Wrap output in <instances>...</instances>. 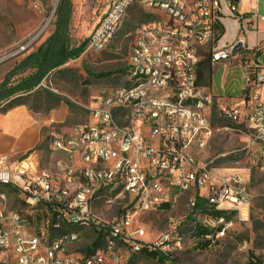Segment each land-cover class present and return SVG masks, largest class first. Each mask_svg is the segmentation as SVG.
I'll return each instance as SVG.
<instances>
[{"label":"built area","instance_id":"built-area-1","mask_svg":"<svg viewBox=\"0 0 264 264\" xmlns=\"http://www.w3.org/2000/svg\"><path fill=\"white\" fill-rule=\"evenodd\" d=\"M108 1L88 36L87 51H107L134 6L150 15L135 30L126 84L94 101L89 110L95 124L54 136L51 149L69 157L60 178L30 157L13 163L0 155V186L16 191L29 212L43 205L49 215L46 232L38 235L27 217L7 209L1 193L0 264H124L144 248L165 253L185 240L208 247L219 242L234 220L210 219L212 228L193 236L203 208L233 212L242 221L248 217L252 196L243 177L216 174L194 151L213 132L216 98L200 81L207 50L210 65L240 61L241 95L221 113L233 125L226 129L246 136V148L264 170V62L257 63L255 54L244 55L243 40L239 50L234 49L238 42L214 45L217 12L226 0ZM33 7L40 10L38 2ZM228 8L242 22L243 33L254 27L235 3ZM185 194L190 223L170 219L169 231L147 240L141 217L163 205L172 208ZM86 231L94 233L93 242L84 251L73 250Z\"/></svg>","mask_w":264,"mask_h":264},{"label":"rangeland","instance_id":"rangeland-1","mask_svg":"<svg viewBox=\"0 0 264 264\" xmlns=\"http://www.w3.org/2000/svg\"><path fill=\"white\" fill-rule=\"evenodd\" d=\"M38 2L40 10L33 7ZM63 4L69 10L67 18V46L74 49L82 46L90 33L97 26L102 15L109 6L108 0H0V83L8 77L9 84L15 85L33 71L14 72L16 67L54 33L59 22L58 9ZM258 12L264 14V0L258 2ZM150 19V15L142 8L134 6L130 9L113 45L104 52L87 51L86 47L77 58L52 70L41 83L30 92L16 94L0 104V112L16 107L18 102L25 103L33 112L40 113L47 122L41 131L40 157L37 161L40 169H47L52 160H67L54 154L51 142L55 135L68 136L71 129L79 124H95L90 117V108L94 101L108 95L118 87L126 84L128 56L133 43L136 28ZM43 33L26 48L17 54L18 48L33 38L41 29ZM87 46V45H86ZM208 51H204L206 59L201 63L200 81L208 85L210 64ZM211 73V92L222 98L226 104L232 102L236 95L231 92V76L227 69L213 66ZM225 85V90L222 86ZM13 98H15L13 100ZM221 104L216 102L212 111V134L205 139L204 145L195 147V154L201 164H208L219 175H241L252 199L245 221L236 214L232 216L234 225L229 233L211 247L200 248L194 241L185 240L181 248L165 251L171 261H159L146 254H133L124 264H248L250 253L260 258L264 264V170L256 162L255 156L246 148V136L226 127L233 128L221 113ZM52 114V115H51ZM55 133L53 135L52 133ZM29 153L22 154L21 160ZM64 163V164H65ZM7 196L8 210L26 212L28 205L22 201L16 191L0 186V194ZM189 195H182L172 208L167 205L148 212L141 217V225L145 229L146 239L154 241L160 234L169 231L170 219L183 220L189 224ZM3 205L0 204V208ZM34 220L38 235L46 232L49 215L39 212L29 217ZM195 220V219H193ZM209 224L208 222H200ZM246 242L243 247L240 238ZM95 235L91 231L84 232L83 239L73 247L75 251H84L93 242ZM162 253V252H161Z\"/></svg>","mask_w":264,"mask_h":264},{"label":"crops","instance_id":"crops-1","mask_svg":"<svg viewBox=\"0 0 264 264\" xmlns=\"http://www.w3.org/2000/svg\"><path fill=\"white\" fill-rule=\"evenodd\" d=\"M236 4L240 14L246 16L248 20H252L254 27L248 26L247 30L242 32V22L230 14L228 4L229 2ZM258 2L259 0H226L222 5V9L217 12V21L215 23V42L216 46H229L233 43L243 40L245 44L244 55L251 56L255 54L256 62H264V14L260 15L258 12ZM66 64V63H65ZM217 66L218 68L227 69V72L231 76V92L236 96L233 97L232 103H234L241 95L242 87L244 85V72L240 66V61L238 59H231L228 64L218 63L210 65V68ZM207 88L211 92V73L209 69V75L207 79ZM222 90H225V85L222 86ZM216 98V102H219L222 108L226 105L222 98L211 92ZM221 108V109H222ZM40 113L33 112L26 104L18 105L9 109L6 112H0V155L6 154L10 157L11 162H17L22 154L29 153L26 157H30L36 166L39 168L37 163L40 157V141H41V131L45 127L47 122H52L54 117L52 116L49 121H45ZM52 115V114H51ZM55 135V133H52ZM53 151V150H52ZM54 154L60 156L64 160L67 157L64 153L53 151ZM24 157V158H26ZM65 162L60 160H52L50 166L47 168L55 178H60L61 168ZM1 204V203H0ZM167 207H169L167 205ZM229 213L220 210H208L203 208L199 213V223L208 222L211 219H215L223 215H212L213 212ZM46 212L48 213L45 206L40 205L34 208L32 212L27 209L22 216L29 219L30 216L36 213ZM19 213V212H18ZM233 213V212H232ZM234 214V213H233ZM233 216V215H232ZM228 218V217H227ZM232 218V217H231ZM31 222L36 226L34 220ZM207 229L212 228L211 224H201Z\"/></svg>","mask_w":264,"mask_h":264},{"label":"trees","instance_id":"trees-1","mask_svg":"<svg viewBox=\"0 0 264 264\" xmlns=\"http://www.w3.org/2000/svg\"><path fill=\"white\" fill-rule=\"evenodd\" d=\"M64 0H62V3ZM58 18L60 19L54 33L37 49L36 52L28 55L15 69L14 72H25L26 70L33 71L28 76L22 78L17 84L12 85L9 84L8 77L4 79L2 83H0V104L4 100H8L15 96L16 94L22 92H30L35 89L41 81L46 77L48 73L52 70L61 67L69 60L73 58H77L81 55V51L87 45L84 41V44L74 49H69L67 46V18L69 16V10H66L61 4V7L58 9ZM210 69V67H209ZM203 74L200 73V77ZM15 98H13L14 100ZM23 102H18L15 106L24 105ZM169 208V207H168ZM223 215L225 214L228 219L234 215L232 212L222 213V212H213L212 215ZM207 229L198 223L196 230L193 232V236H199L205 234ZM241 243L243 241V237L240 238ZM98 242H95L93 246H97ZM197 246L200 248H205L208 246L207 243H198ZM140 254H146L152 258H155L159 261H171L168 256L161 253L160 251H148L146 248L142 249ZM260 258L254 256V254L250 253L249 255V263L248 264H261ZM174 264V263H173Z\"/></svg>","mask_w":264,"mask_h":264},{"label":"water","instance_id":"water-1","mask_svg":"<svg viewBox=\"0 0 264 264\" xmlns=\"http://www.w3.org/2000/svg\"><path fill=\"white\" fill-rule=\"evenodd\" d=\"M242 46H243V44H242L241 42H238V43L235 45L234 49H235V50H239V49L242 48Z\"/></svg>","mask_w":264,"mask_h":264},{"label":"bare ground","instance_id":"bare-ground-1","mask_svg":"<svg viewBox=\"0 0 264 264\" xmlns=\"http://www.w3.org/2000/svg\"><path fill=\"white\" fill-rule=\"evenodd\" d=\"M57 2V0H55V3Z\"/></svg>","mask_w":264,"mask_h":264}]
</instances>
